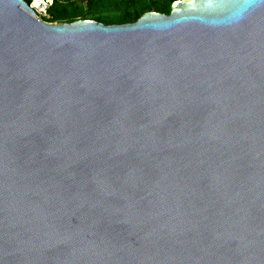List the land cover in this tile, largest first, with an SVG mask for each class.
Masks as SVG:
<instances>
[{"label":"water","instance_id":"obj_1","mask_svg":"<svg viewBox=\"0 0 264 264\" xmlns=\"http://www.w3.org/2000/svg\"><path fill=\"white\" fill-rule=\"evenodd\" d=\"M0 264H264V0H0Z\"/></svg>","mask_w":264,"mask_h":264},{"label":"trees","instance_id":"obj_2","mask_svg":"<svg viewBox=\"0 0 264 264\" xmlns=\"http://www.w3.org/2000/svg\"><path fill=\"white\" fill-rule=\"evenodd\" d=\"M30 5L32 0H24ZM175 0H53L46 17L48 24H69L78 20H92L104 25H122L136 22L146 13L169 15ZM110 10L116 14L113 20L104 21L100 15Z\"/></svg>","mask_w":264,"mask_h":264},{"label":"built area","instance_id":"obj_3","mask_svg":"<svg viewBox=\"0 0 264 264\" xmlns=\"http://www.w3.org/2000/svg\"><path fill=\"white\" fill-rule=\"evenodd\" d=\"M86 3L87 0H81ZM53 0H32L30 7L36 12L38 18L46 16L47 10L52 6Z\"/></svg>","mask_w":264,"mask_h":264},{"label":"rangeland","instance_id":"obj_4","mask_svg":"<svg viewBox=\"0 0 264 264\" xmlns=\"http://www.w3.org/2000/svg\"><path fill=\"white\" fill-rule=\"evenodd\" d=\"M115 15L116 14L114 13V11L110 12V10H108V11H105L104 13H102L100 15V18L103 19L104 21H108V20H113ZM43 17H46V16H43Z\"/></svg>","mask_w":264,"mask_h":264}]
</instances>
